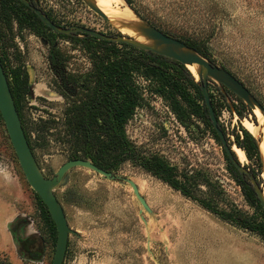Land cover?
<instances>
[{"label":"rangeland","instance_id":"374dc122","mask_svg":"<svg viewBox=\"0 0 264 264\" xmlns=\"http://www.w3.org/2000/svg\"><path fill=\"white\" fill-rule=\"evenodd\" d=\"M42 1L44 6L53 4L63 26H83L106 35L122 33L83 0H64L65 7L62 0ZM130 2L137 16L181 42L209 37L206 46L215 54V62L207 60L230 71L264 106V0ZM89 41L81 34L60 36L54 43L61 58L55 60L42 38L25 31L14 35L4 53L8 80L17 70L27 84L20 98L24 120L59 117L76 99L83 90V77L93 69ZM69 76L78 80L77 86L69 83ZM135 80L142 101L126 124V134L136 147L176 167V178L192 195L211 200L219 209L236 207L258 216L229 172L222 146L202 120L185 116V123H180L176 109L188 112L173 89L157 78L136 75ZM88 83L93 85L91 79ZM207 89L231 148L232 134H240V127L247 128V122L260 126L255 110L243 119L237 116L234 109L239 103L223 86L209 80ZM33 153L47 178L69 160L66 148L52 143ZM241 164L249 162L245 159ZM114 173L136 183L150 212L127 183L108 181L82 167L71 169L66 185L54 191L69 227L79 234L69 236L63 264H264V239L257 234L221 221L129 162ZM55 243L56 235H51L42 217L0 121V264H51Z\"/></svg>","mask_w":264,"mask_h":264},{"label":"trees","instance_id":"16d2710c","mask_svg":"<svg viewBox=\"0 0 264 264\" xmlns=\"http://www.w3.org/2000/svg\"><path fill=\"white\" fill-rule=\"evenodd\" d=\"M124 1L127 5H131L130 0ZM82 35L90 39L87 47L93 69L91 74L83 77V90L80 91V96L68 103L61 116L49 115L46 118L40 117L36 121L24 120L20 111V98L27 91L26 81L23 82L17 70L12 71V79L8 80L32 152L36 148L52 143L66 148L69 160H90L98 168L110 172H117L122 164L129 162L180 192L184 197L197 202L200 207L221 221L255 233L264 239V210L248 177H242L239 174L223 147V155L229 172L240 188L244 200L255 209L258 216H249L236 207L219 209L211 200L192 195L189 188L176 178V167L171 166L156 154H145L126 134V124L142 101L135 80V76L139 75L145 78H157L165 87L173 89L188 112V115H185V111L181 107L176 109L178 121L184 124L185 116L186 118L195 116L201 119L214 139L222 146L209 119L200 90L201 83L195 81L193 74L184 65L150 51L99 40L87 34ZM207 39L209 37L201 40L189 38L183 42L188 47L195 49L205 59L215 62V54L206 46ZM3 69L8 79L9 74L4 65ZM170 70L178 75L170 73ZM178 76L182 77L184 81H180L181 78ZM89 79L93 83L92 86L88 83ZM71 83L78 84V80L73 79ZM191 89L194 90L196 96L191 93ZM225 92L239 103L238 108L234 110L240 119H243L246 113L251 112V109L233 93L227 89ZM209 98L218 121L210 93ZM261 106L264 109L262 104ZM0 121H2L1 117ZM218 125L226 137L225 129L219 121ZM232 136L234 137L233 144L244 152L249 162L245 166L246 169L261 184L262 162L255 138L244 127H240V134L233 133ZM226 140L229 141L228 137ZM233 156L235 157L234 153ZM35 197L51 235L55 236V225L46 206L38 195L35 194Z\"/></svg>","mask_w":264,"mask_h":264},{"label":"water","instance_id":"95a60500","mask_svg":"<svg viewBox=\"0 0 264 264\" xmlns=\"http://www.w3.org/2000/svg\"><path fill=\"white\" fill-rule=\"evenodd\" d=\"M22 1L25 2V0ZM83 2L86 4V6L89 9H91L97 15L109 21L106 15L97 7V5L94 3L93 0H83ZM123 2L124 4H126L124 0ZM36 13L48 27H50L53 31L62 35H71L75 33L87 34L99 40L114 42L117 44H125L139 50L150 51L157 55L166 57L168 59H172L184 65L186 68L187 66H192V65L198 66L199 74L197 76V80L195 81L201 83L200 86L201 94L204 98V103L208 110V115L212 123V126L215 129L222 143V147L226 155L228 156L230 162L232 163V165L235 167V169L239 172V174L242 177L245 176L248 177L250 184L256 194V197L259 200L262 209L264 210V193L261 188V184H259L257 179L253 177V175H251L249 170H247L246 167L241 164L237 156L235 155L237 159H235V157L233 156L234 153L233 148H237V147L236 146L232 148L229 147L226 137L218 125V121L215 116V112L213 110L207 89L208 81L212 80L217 84L223 86L231 93H233L250 109L258 110L264 116V109L262 108L260 103L251 95L250 91L245 87V85L241 81H239L226 69L214 63H211L207 59L203 58L193 48L188 47L185 43L149 25L145 20L137 16L134 12H133L134 15L141 22V26L139 27L140 33L143 36H145L147 39L151 40L153 42L152 45H147L138 42L135 39H133L131 36H124L123 33L118 35H106L104 33H100L98 31L83 26H70L68 28H59L54 24H52L38 10H36ZM187 70L189 71L188 68ZM0 117L3 121L9 141L11 143V146L17 157L19 166L23 172V175L28 185L33 190V192L36 195H38V197L41 199L43 204L46 206L52 218V221L55 225L56 243H55V249L51 264H63L69 236L75 235L79 237V234L69 227L63 207L54 193V191L57 188L66 185L67 175L71 169L76 167H82L95 172L96 174L100 175L101 177H103L108 181L127 183L128 186L131 188L133 195L136 197L137 201L140 203L142 208L145 211L150 212V209L145 199L141 196L138 186L133 180L121 174L100 169L96 165H94L90 160L70 159L65 163H63L59 167V169L55 172L54 176H52L51 178H47L43 175L35 159V156L29 146L26 135L24 133L22 122L17 112L1 60H0ZM255 140L257 142L256 138ZM261 175L262 178L264 179L263 164H262ZM141 219L145 223V219L142 216ZM147 250H149V241H147Z\"/></svg>","mask_w":264,"mask_h":264},{"label":"flooded vegetation","instance_id":"af4514ba","mask_svg":"<svg viewBox=\"0 0 264 264\" xmlns=\"http://www.w3.org/2000/svg\"><path fill=\"white\" fill-rule=\"evenodd\" d=\"M62 4L64 7L66 6L64 0H62ZM36 10L43 14L55 26L59 28H68V25L63 26L59 22L57 10L54 8L52 3L49 6H44L42 0H25V2L22 0H0V60L5 67L8 65L6 61L7 56L5 55L4 50L11 42L14 35L17 36L18 32L22 33L24 31L28 33L31 32L37 37L42 38L43 41L52 48L51 56L55 58V60H59L61 58L59 49L55 47L54 40H57L60 36L68 38L69 35H62L53 31L41 20V18L37 15ZM63 18L67 19V13ZM68 78L69 83H71L74 79L70 76ZM72 86H77V84H72ZM79 96L80 92L77 97ZM229 147L231 148V146ZM27 243L30 244L31 241H28Z\"/></svg>","mask_w":264,"mask_h":264},{"label":"bare ground","instance_id":"6f19581e","mask_svg":"<svg viewBox=\"0 0 264 264\" xmlns=\"http://www.w3.org/2000/svg\"><path fill=\"white\" fill-rule=\"evenodd\" d=\"M97 7L106 15L110 24L118 29L120 32L130 35L133 39L138 42L152 45V41L143 36L139 27L141 26V22L137 19L134 13L131 11V8L124 4L123 0H93ZM187 68L191 69V73L193 76L197 77L199 74V67L196 65L187 66ZM257 113L260 126L247 122L246 126L250 130H247L253 134V136L257 139L258 148L260 150L262 164H263V172H264V116L258 111ZM259 126V127H258ZM235 155L240 159L239 161L243 162L246 157L243 151L237 148H233Z\"/></svg>","mask_w":264,"mask_h":264}]
</instances>
